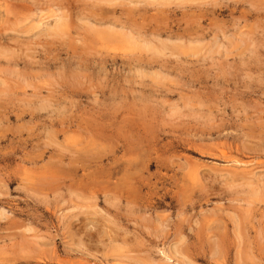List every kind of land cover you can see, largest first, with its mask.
<instances>
[{
	"label": "rangeland",
	"instance_id": "1",
	"mask_svg": "<svg viewBox=\"0 0 264 264\" xmlns=\"http://www.w3.org/2000/svg\"><path fill=\"white\" fill-rule=\"evenodd\" d=\"M154 1L0 0V264H264V0Z\"/></svg>",
	"mask_w": 264,
	"mask_h": 264
},
{
	"label": "bare ground",
	"instance_id": "2",
	"mask_svg": "<svg viewBox=\"0 0 264 264\" xmlns=\"http://www.w3.org/2000/svg\"><path fill=\"white\" fill-rule=\"evenodd\" d=\"M113 1H114V0H113ZM141 1H143V0H141ZM161 1H162V0H161ZM163 1H164V0H163ZM172 1H173V0H172ZM178 1H179V0H178ZM206 1H207V0H206ZM105 2H107V1H105ZM115 2H116V0H115ZM145 2H146V1H145ZM149 2H150V1H149ZM154 2H156V4H157L159 1H156V0H155ZM165 2H166V1H165ZM165 2H163V3H165ZM173 2H174V1H173ZM180 2H181V1H180ZM185 2H186V0H184V3H185ZM188 2H189V1H188ZM195 2H196V1H195ZM195 2H194V3H195ZM199 2H200V1H199ZM199 2H198V4H199ZM204 2H205V1H204ZM207 2H208V1H207ZM210 2H211V1H210ZM110 3H112V2H110ZM152 3H153V2H152ZM152 3H151V4H152ZM159 3H160V2H159ZM159 3H158V4H159ZM161 3H162V2H161ZM166 3H167L168 5H171V4H170V1H169V2H166ZM151 4H150V5H151ZM156 4H155V5H156ZM175 4H177V3H175ZM186 4H187V3H186ZM189 4H190V3H189ZM189 4H188V5H189ZM203 4H204V3H203ZM213 4H214V2H213ZM219 4H220V3H219ZM58 5H59V4H58ZM113 5H115V4H113ZM164 5L166 6V4H164ZM181 5H183V3H182ZM181 5H178V6H181ZM184 5H185V4H184ZM206 5H207V4H205V6H206ZM210 5H211V4H210ZM115 6H117V5H115ZM118 6H119V5H118ZM157 6H158V5H157ZM165 6H163V7L165 8ZM190 6H192V5L190 4ZM203 6H204V5H203ZM207 6H208V5H207ZM207 6H206V7H207ZM136 7H137V6H136ZM159 7H160V6H159ZM167 7H168V6H166V8H167ZM206 7H205V8H206ZM89 8H90V7H89ZM115 8H116V7H115ZM160 8H162V7H160ZM168 8H170V7H168ZM176 8H177V7H176ZM188 8H189V7H188ZM190 8H191V7H190ZM193 8H194V7H193ZM200 8H201V7H200ZM213 8H215V7H213ZM82 9H83V8H82ZM173 9H174V8H173ZM177 9H178V8H177ZM206 9H207V8H206ZM215 9H216V8H215ZM113 10H114V9H113ZM189 10H190V9H189ZM189 10H188V11H189ZM200 10H201V9H200ZM219 10H220V9H219ZM65 11H66V10H65ZM65 11H64V12H65ZM172 11H173V10H171V12H172ZM188 11H186V12H188ZM195 11H197V10L195 9ZM201 11H202V10H201ZM208 11H209V10H208ZM107 12H108V11H107ZM168 12H169V11H168ZM205 12H206V11H205ZM162 13H163V12H162ZM166 13H167V12H166ZM192 13H193V12H192ZM67 14H68V13H67ZM164 14H165V13H164ZM173 14H174V13H173ZM64 15H65V14H64ZM88 15H89V14H88ZM88 15H87V16H88ZM92 15H93V14H92ZM192 15H193V14H192ZM62 16H63V14H62ZM62 16H61V17H62ZM87 16H86V17H87ZM56 17H58V16L56 15ZM64 17H65V16H64ZM86 17H84V18H85V19H89V21L91 20L90 18H88V17L86 18ZM89 17H90V16H89ZM110 17H111V15L109 16V18H110ZM59 19H60V18H59ZM59 19H56V20H59ZM71 19H73V18L71 17ZM79 19H80V18H79ZM118 19H119V18H118ZM9 20H10V19H9ZM62 20H63V19H62ZM65 20H66V19H65ZM73 20H74V19H73ZM83 20H84V19L82 18V21H83ZM71 21H72V20H71ZM75 21H76V20H75ZM80 21H81V19H80ZM98 21H99V20H98ZM98 21H95V20H94V22H97L98 25H101V24H99ZM105 21H106V20H105ZM117 21H118V20H117ZM58 22H59V21H58ZM60 22H61V21H60ZM63 22H64V21H63ZM85 22H86V21H85ZM87 22H88V20H87ZM90 22H91V21H90ZM90 22H89V23H90ZM92 22H93V21H92ZM107 22H108V21H107ZM110 22H111V21H110ZM112 22H114V21H112ZM115 22H116V21H115ZM83 23H84V22H83ZM101 23H102V22H101ZM117 23H118V22H117ZM65 24H67V23H65ZM90 24H91V23H90ZM103 24H105V23H103ZM48 25H49V24H48ZM54 25H55V24H54ZM91 25H92V24H91ZM108 25H109V24H108ZM43 26H44V25H43ZM45 26H46V25H45ZM49 26H50V25H49ZM57 26H58V25H57ZM57 26H56V29L59 27V26H58V27H57ZM51 27H53V26H51ZM47 28H48V27H47ZM44 29H45V28H44ZM52 29L54 30V31H53L54 33L57 32V30H56L55 28H52ZM52 29H51V30H52ZM64 29H65V28H64ZM39 30H40V29H39ZM55 30H56V31H55ZM59 30L61 31V27L59 28ZM69 30H70V29H69ZM94 30H95V29H94ZM172 30H174V29H172ZM45 31H46V30H45ZM64 31H65V30H64ZM91 31H92V30H91ZM175 31H176V30H175ZM186 31H187V30H186ZM219 31H220V30H219ZM40 32H41V31H40ZM43 32H44V31H43ZM62 32H63V30H62ZM157 32H159V31L157 30ZM172 32H173V31H172ZM178 32H179V31H178ZM182 32H183V31H182ZM220 32H221V31H220ZM47 33H48V31H47ZM50 33H51V32H50ZM43 34H44V36L46 35L45 33H43ZM181 34H182V33H181ZM204 34H206V33H204ZM204 34H203V35H204ZM38 35H39V34H38ZM49 35H50V34H49ZM56 35H57V34H56ZM173 35H174V34H173ZM192 35H193V34H192ZM195 35H196V34H195ZM198 35H199V34H198ZM41 36H42V35H41ZM150 36H151V35H150ZM157 36H158V35H157ZM164 36H165V35H164ZM181 36H183V35H181ZM56 37H57V36H56ZM160 37H161V36H160ZM166 37H168V35H167ZM184 37H185V36H184ZM196 37H197V36H196ZM205 37H206V36H205ZM151 38H152V37H151ZM170 38H171V37L168 38V42H169V39H170ZM182 38H183V37H182ZM194 38H195V37H194ZM199 38H200V36H199ZM183 39H184V38H183ZM196 39H197V38H196ZM156 40H157V39H156ZM181 40H182V39H181ZM188 40H189V39H188ZM188 40H187V43H186V44H188V43L190 42V41H188ZM80 41H81V40H80ZM200 41H201V40H200ZM200 41H199V42H200ZM157 42H158V41H157ZM159 42H160V41H159ZM162 42H163V41H162ZM171 42H172V41H171ZM179 42H180V41H179ZM199 42H198V43H199ZM204 42H205V40H204ZM148 43H149V42H148ZM196 43H197V42H196ZM196 43H195V44H196ZM214 43H215V42H214ZM170 44H171V43H170ZM189 44H190V43H189ZM193 44H194V43H193ZM200 44H201V43H200ZM200 44H199V45H200ZM202 44H203V43H202ZM144 45H145V44H144ZM158 45H159V44H158ZM160 45L162 46L161 43H160ZM160 45L158 46V48L160 47ZM163 45H164V44H163ZM166 45H168L167 42H166ZM166 45H165V47H166ZM190 45H191V44H190ZM155 46H156V45H155ZM193 46H194V45H193ZM196 46H197V44H196ZM156 47H157V46H156ZM162 47H163V46H162ZM168 47H170V45H169ZM203 47H204V46H203ZM203 47L201 46L200 48H202V50H204ZM69 48H70V47H69ZM154 48H155V47H154ZM213 48H214V47H213ZM156 49H157V48H156ZM170 49H172V48H170ZM170 49H168V50H170ZM177 49H178V48H177ZM177 49H176V50H177ZM196 49H197V48H196ZM157 50H159V49H157ZM161 50H162V48H161ZM163 50H164V47H163ZM184 50H185V49H184ZM208 50H209V49H208ZM212 50H213V49H212ZM177 51H178V50H177ZM181 51H182V50H181ZM198 51H199V50H198ZM198 51H197V52H198ZM206 51H207V50H206ZM170 52H171V51H170ZM173 52H174V51H173ZM152 53H153V52H152ZM172 54H173V53H172ZM87 55H88V54H87ZM174 55H175V54H174ZM198 55H199V54H198ZM176 56H177V55H176ZM192 56H193V55H192ZM152 57H153V56H152ZM155 57H156V55H155ZM174 57H175V56H174ZM200 57H202V56H200ZM200 57H199V59H200ZM153 58H154V57H153ZM187 58H188V57H187ZM195 58H198V57L195 56ZM204 58H205V57H204ZM156 59H159V58L156 57ZM189 59H190V58H189ZM191 59H192V58H191ZM199 59H198V60H199ZM160 60H161V59H160ZM177 60H178V58H177ZM192 60H193V59H192ZM153 61H155V60H153ZM156 61H157V60H156ZM184 61H185V60H184ZM187 61H188V60H187ZM193 61H194V60H193ZM195 61H196V60H195ZM199 61H200V60H199ZM199 61H198V62H199ZM137 63H138V62H137ZM148 63H149V62H148ZM148 63H147V64H148ZM190 63H191V61H190ZM184 64H185V63H184ZM188 64H189V62H188ZM193 64H194V63H193ZM144 65H145V63H144ZM159 65H160V64H159ZM159 65H158V66H159ZM147 66H149V64H148ZM147 66H146V67H147ZM160 67H161V66H160ZM147 68H148V67H147ZM152 68H153V67H152ZM151 71H152V70H151ZM158 73H159V72H158ZM150 76H151V75H150ZM156 76H157V75H156ZM153 77H154V76H153ZM46 101H47V100H46ZM49 101H50V100H48V102H49ZM49 105H50V104H49ZM191 116H192V115H191ZM199 116H200V115H199ZM190 118H191V117H190ZM71 139H72V138H71ZM57 140H58V139H57ZM67 140H68V139H67ZM69 141H70V140H69ZM73 141H74V139H73ZM62 142H63V141H62ZM64 142H65V141H64ZM150 143H151V142H150ZM68 144H69V143H68ZM68 144H67V145H68ZM78 144H79V143H78ZM76 145H77V144H76ZM80 145H81V144H80ZM69 146H70V145H69ZM70 147H71V146H70ZM72 147H73V146H72ZM80 147H81V146H80ZM124 147H125V146H124ZM76 148H77V147H76ZM74 150H76V149H74ZM257 150H258V149H257ZM79 152H80V151H79ZM68 153H69V152H68ZM77 153H78V152H77ZM221 154H223V153H221ZM77 155H78V154H77ZM77 155H75V156L73 155V156L76 158V157H78ZM245 156H246V155H245ZM83 157H84V156H83ZM118 159H119V158H118ZM121 161H122V160H121ZM121 161H120V162H121ZM125 161H126V160H125ZM224 161H225V160H224ZM90 162H91V161H90ZM100 162H101V161H100ZM117 162H118V161H117ZM129 162H130V161H129ZM228 162H229V161H228ZM236 162H237V160H236ZM236 162H234V163H236ZM85 163H86V162H85ZM95 163H96V162H95ZM98 163H99V162H98ZM103 163H104V162H103ZM103 163H102V164H103ZM114 163H115V161H114ZM131 163H132V162H131ZM225 163H226V162H225ZM230 163H231V162H230ZM237 163H238V162H237ZM237 163H236V164H237ZM239 163H240V162H239ZM87 164H89V163H87ZM93 164H94V163H92V165H93ZM133 164H134V163H133ZM236 164H234V165H236ZM242 164H243V163H242ZM247 164H248V163H247ZM135 165H136V164H135ZM135 165H134V166H135ZM228 165H229V164H228ZM85 166H86V165H85ZM96 166H97V165H96ZM136 166H137V165H136ZM247 166H248V165H247ZM83 167H84V166H83ZM88 167H90V166L88 165ZM105 167H106V166H105ZM105 167H104V168H105ZM244 167H245V165H244ZM86 168H87V167H85V170H86ZM122 168H123V167H122ZM133 168H134V167H133ZM135 168H136V167H135ZM135 168H134V169H135ZM234 168H235V167H234ZM247 168H248V167H247ZM129 169H130V168H129ZM243 169H244V168H243ZM82 170H83V169H82ZM87 170H88V169H87ZM117 170H118V169H117ZM125 170H126V169H125ZM236 170H238V169H236ZM241 170H242V169H241ZM249 170L252 171V169H249ZM92 171H94V170H92ZM80 172L82 173L83 171H80ZM111 172H112V171H111ZM122 172H123V171H122ZM133 172H135V171H133ZM196 172H197V171H196ZM125 173H126V172H125ZM251 173H252V172H251ZM90 174H91V173H90ZM77 175H78V174H77ZM91 175H92V174H91ZM114 175H115V174H114ZM133 175H134V174H133ZM197 175H198V174H197ZM86 176H87V175H86ZM88 176H89V175H88ZM116 176H117V175H116ZM129 176H130V175H129ZM129 176H128V177H129ZM246 176H247V175H246ZM251 176H252V174H251ZM81 177H82V175H81ZM83 177H84V176H83ZM191 177H192V176H191ZM255 177H256V175H255ZM85 178H86V177H85ZM87 178H88V177H87ZM116 178H117V177H116ZM126 178H127V177H126ZM129 178H130V177H129ZM190 179H191V178H190ZM192 179H193V177H192ZM195 179H196V178H195ZM81 180H82V179H81ZM86 180H87V179H86ZM90 180H91V179H90ZM90 180H89V181H90ZM115 180H116V179H115ZM117 180H119V179H117ZM123 180H124V179H123ZM123 180H122V181H123ZM128 180H129V179H128ZM128 180H127V181H128ZM196 180H197V179H196ZM92 181H93V180H92ZM98 181H99V180H98ZM100 181H101V180H100ZM108 181H109V180H108ZM124 181H125V180H124ZM244 181H245V180H244ZM248 181H249V180H248ZM248 181H247V182H248ZM106 182H107V181H106ZM110 182H111V181H110ZM116 182H117V181H116ZM118 182H119V181H118ZM130 182L132 183V180H130ZM134 182H135V181H134ZM247 182H246V183H247ZM251 182H252V181H250V183H251ZM120 183H121V182H120ZM128 183H129V182H128ZM115 184H116V183H115ZM121 184H122V183H121ZM132 184H133V183H132ZM235 184H236V183H235ZM244 184H245V183H244ZM244 184H243V185H244ZM129 185H130V184H129ZM249 185H250V184H249ZM120 186H121V185H120ZM230 186H232V185H230ZM233 186H234V185H233ZM126 187H127V186H126ZM239 187H240V185H239ZM249 187H250V186H249ZM257 187H258V186H257ZM127 188H128V187H127ZM124 189H125V188H124ZM126 190H127V189H126ZM126 190H125V191H126ZM128 190H130V189H128ZM133 192H134V191H133ZM254 194H255V193H254ZM254 196H255V195H254ZM256 198H257V197H256ZM3 212H4V211H2V213H3ZM217 226H218V224H217ZM217 228H218V227H217ZM219 228H220V227H219ZM237 230H238V228H237ZM237 238H238V237H237ZM239 239H240V238H239ZM180 241H181V240H180ZM121 246H122V245H121ZM122 247H123V246H122ZM124 247H125V246H124ZM110 248H111V247H110ZM114 250H115V249H114ZM113 253H114V251H113ZM169 259H170V258H169Z\"/></svg>",
	"mask_w": 264,
	"mask_h": 264
}]
</instances>
